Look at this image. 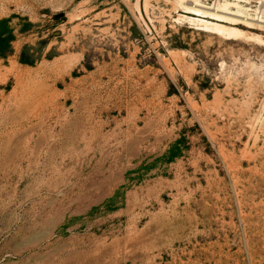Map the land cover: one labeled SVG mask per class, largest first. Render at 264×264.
<instances>
[{"label": "rangeland", "instance_id": "rangeland-1", "mask_svg": "<svg viewBox=\"0 0 264 264\" xmlns=\"http://www.w3.org/2000/svg\"><path fill=\"white\" fill-rule=\"evenodd\" d=\"M200 1L0 0V264H264V0Z\"/></svg>", "mask_w": 264, "mask_h": 264}, {"label": "bare ground", "instance_id": "bare-ground-1", "mask_svg": "<svg viewBox=\"0 0 264 264\" xmlns=\"http://www.w3.org/2000/svg\"><path fill=\"white\" fill-rule=\"evenodd\" d=\"M192 1H193V5L190 7L188 6L187 10L190 14H192L195 17V18L191 19V21H193V22L194 21L195 22H204L203 20L208 18V16L210 17L213 15H216V14L211 13V11L217 12L220 9H227L228 8V4L227 5H220L218 3V4H215L212 8H209L206 5H204L200 0H192ZM209 10H211V11L209 12ZM260 14L261 15H259L258 21L260 23H264V12H261Z\"/></svg>", "mask_w": 264, "mask_h": 264}, {"label": "built area", "instance_id": "built-area-1", "mask_svg": "<svg viewBox=\"0 0 264 264\" xmlns=\"http://www.w3.org/2000/svg\"><path fill=\"white\" fill-rule=\"evenodd\" d=\"M211 1L212 3H215V2H218L219 0H209Z\"/></svg>", "mask_w": 264, "mask_h": 264}]
</instances>
